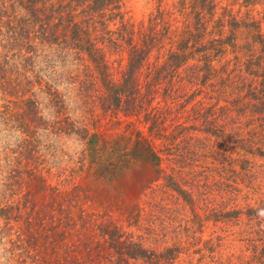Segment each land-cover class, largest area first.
<instances>
[{
	"label": "rangeland",
	"instance_id": "rangeland-1",
	"mask_svg": "<svg viewBox=\"0 0 264 264\" xmlns=\"http://www.w3.org/2000/svg\"><path fill=\"white\" fill-rule=\"evenodd\" d=\"M261 210L264 0H0V264H264Z\"/></svg>",
	"mask_w": 264,
	"mask_h": 264
},
{
	"label": "trees",
	"instance_id": "trees-1",
	"mask_svg": "<svg viewBox=\"0 0 264 264\" xmlns=\"http://www.w3.org/2000/svg\"><path fill=\"white\" fill-rule=\"evenodd\" d=\"M207 1L208 0H196V3L200 4V2H201L203 4V6H206ZM196 5L197 4H194V6H196ZM186 15H187V17L184 18L185 20L186 19H189V16L191 15V13H188V14L186 13ZM195 15H196L195 16V19H197L196 29H197V31H200V34L202 33V35H204V33H205L206 29H207V27L204 26V23L206 24V22H202L201 21L203 19V17H201V12H196ZM188 27L191 28V30H192V26L191 25H189ZM190 38H192V35L187 40H182L179 43V49L186 50V49L192 48L191 45H190V41H191ZM193 46H195V45H193ZM171 52L172 53H171L170 57H168L167 63L165 64V68H168V69L174 68V69H176V67H181V64L185 60V58H183V55L180 54V53H178V52H173V51H171ZM202 59L203 60H208L207 59V56H204V55H203ZM134 65H135V63H133L132 67ZM251 65H253V64H251ZM222 70H220V69L213 70L212 68L206 69L205 76H208V74L211 71L215 74L214 76H217V75H220L221 73L227 72L228 69H226V67L223 66L222 67ZM248 71H249V73L251 75H254L256 77L259 76V72L256 71V70H254L253 68L248 69ZM212 72L210 73V75L212 74ZM226 74H227V76H221V80L223 82H226L227 83L229 80H231V76L228 73H226ZM234 84H238L237 81H234ZM178 188H179L178 190H180V192H183L182 189H181V187H178ZM130 253H131V251H130Z\"/></svg>",
	"mask_w": 264,
	"mask_h": 264
},
{
	"label": "clouds",
	"instance_id": "clouds-1",
	"mask_svg": "<svg viewBox=\"0 0 264 264\" xmlns=\"http://www.w3.org/2000/svg\"><path fill=\"white\" fill-rule=\"evenodd\" d=\"M260 216L264 217V210H261V212L259 213Z\"/></svg>",
	"mask_w": 264,
	"mask_h": 264
}]
</instances>
